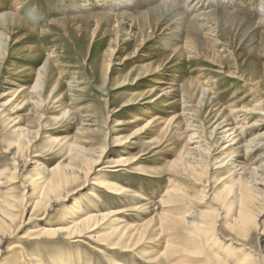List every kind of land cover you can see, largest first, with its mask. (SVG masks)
Instances as JSON below:
<instances>
[{
  "label": "rangeland",
  "instance_id": "374dc122",
  "mask_svg": "<svg viewBox=\"0 0 264 264\" xmlns=\"http://www.w3.org/2000/svg\"><path fill=\"white\" fill-rule=\"evenodd\" d=\"M16 1L22 4L19 6L18 3V10L14 9ZM68 1L71 0H0V15L12 12L20 17L17 21L0 18V177L15 175L9 188L12 195L24 198V204L18 206V211L25 209V203L30 198L24 193L25 181L37 174L38 162L48 167L60 161L68 162V145L72 143L100 155V149L106 142L123 137L125 144L112 143L105 154L108 159H113L122 154L123 146L128 144L137 161L132 166L133 172H118L113 181L138 190L147 197H159L165 190L177 185L185 188L195 197L191 201L192 210H201L207 218L216 219L217 224L209 228V235L206 234L209 237L215 234V242L211 245L220 254L234 247L237 254L249 253L255 264L264 263V257H260L264 253V156L253 158L251 152L247 153V158L235 156L241 152L240 155H246L243 152L257 147L259 155L264 153V26L251 24L253 18L264 20V0H194L197 6L191 14L216 10L207 18L200 19L201 35L185 29L182 40L175 46L182 49L176 51L173 50L175 47L166 48L163 45L162 39H159L160 30L155 33V39H144L142 42V29L127 19L123 23L126 26V29L122 28L123 32L119 28H111L108 22L97 23L94 19L71 21L74 14L67 4H74L75 1L81 4L83 10L98 11L103 3ZM149 2L129 0L121 8L134 12L146 9ZM218 8L242 13L234 14L235 17L227 22V16ZM32 10L38 14V19L31 18L36 16L29 12ZM54 18L61 23L50 22ZM208 38L215 39L216 43L211 45ZM110 47L115 48L117 54L110 56ZM157 68L159 73L146 75ZM162 75L166 83L161 85L169 86L173 79L176 80L175 87L184 95L183 102L178 98H174L177 102L169 100L175 93L167 96L162 94L161 89H156L160 85L157 80ZM201 86H205L204 91ZM149 90H152L155 100L145 105L143 98ZM176 94L178 97V92ZM167 101L169 105H165ZM170 101L175 102L170 104ZM129 103L133 104L127 105ZM147 106L152 114L167 118L187 110L186 119L193 120L194 131L199 134L189 143L191 147L200 144L201 148L211 151L217 161H223L221 164L228 162V165L218 168L220 164H217L215 169L211 162H203L198 172L202 173V169L206 173L201 179L190 172L166 173L168 163L178 157L185 138L175 124L167 126L165 132H159V127L152 125L142 129L147 123L144 120L140 121L141 126L132 125L133 116L147 118L150 115L145 112ZM221 121H232L241 126L239 131L247 149L244 147L241 152L226 149L229 143L220 133L223 129L217 126V132H214L216 124ZM19 127L29 129L22 141L20 160L9 145L20 136L16 130ZM255 143L261 145L255 146ZM233 155L238 157L236 164L247 159L244 163L246 171L232 174L230 164L234 159L230 158ZM3 171L5 173L1 174ZM99 175L97 173L96 177ZM239 177L254 192L256 203L253 202L255 208L252 206L254 222L248 225L250 228H235L234 232L226 223L233 210L230 211L221 198L215 200L214 196ZM101 194L105 198L104 202L95 203L98 210L109 211L123 205L115 202L116 197ZM174 206L173 209L180 208L183 204ZM59 207L51 213L50 220L62 217L58 212L62 207ZM126 208H131V205L126 204ZM149 216L152 213L129 210L124 219L127 223H141ZM34 224H25L23 233ZM104 228L99 227L97 234H105V230L108 232L111 229ZM150 240L152 242L139 245L141 251L152 255L163 251L164 240ZM221 242L225 245H220ZM93 244L89 240L74 243L56 238L39 244V248L47 259L52 254L50 251L56 254V246H62L70 247L68 251L73 256L79 248L83 255L91 256L89 262L92 261V264H108L112 257L124 264H147L138 256L127 259L118 251L99 253L91 246ZM81 263L86 264L85 261Z\"/></svg>",
  "mask_w": 264,
  "mask_h": 264
},
{
  "label": "bare ground",
  "instance_id": "6f19581e",
  "mask_svg": "<svg viewBox=\"0 0 264 264\" xmlns=\"http://www.w3.org/2000/svg\"><path fill=\"white\" fill-rule=\"evenodd\" d=\"M93 1H96L98 4L103 3L100 10H83L81 4L75 1L74 4L70 5L66 3L69 7L68 9L74 14L70 20L76 22L81 19H94L97 23H102V21L108 22V26L111 28H119V30L123 32L124 29L122 28L126 27L123 23H126L125 19H127L130 23L136 24L142 29V42L144 39H152L155 33L160 30L159 39H162L160 41L163 42L166 48H174L177 42L182 40V33L186 28H188L189 31L192 30L201 35L202 32H199V29H201L199 22L202 20L200 19L207 18L209 14L216 10L207 9L203 12L197 11L198 13L194 12L195 14H191L190 12L197 6L194 0H149L150 5L146 9L127 12L121 7L127 4V1L129 3V0H92V2ZM18 3L19 1H16L14 4V9L16 10H18ZM19 4V6L22 5L21 3ZM217 10H221V12L227 16V22H230L235 17L233 16L234 14L237 15V13H242H239L237 10L226 8H221L220 10L218 8ZM29 12L36 14L34 10ZM0 18L9 19L11 21H15V19L16 21L20 20V17L12 12L1 14ZM31 18L38 19V14H36V16L33 15ZM240 20H243V18ZM114 21L115 23H113ZM50 22L61 23V21L56 18L50 20ZM251 24L256 27L264 26V20L253 18ZM108 26L106 27L108 28ZM117 33L119 34V32ZM208 39H210L209 42L211 45L216 43L215 39ZM141 44L140 42V45ZM181 49L180 46H177L173 50L176 51ZM116 52L115 48L113 49V47H110V56L117 54ZM131 57L133 56L131 55ZM126 58L127 57L124 59ZM110 67L111 66H109V69H111ZM156 73H159L158 68L148 71L146 75L151 76ZM163 79L164 75L160 76L157 83H166ZM175 81L176 80L173 79L169 86L160 84L156 89H161L162 94L167 96L175 93L173 96L171 95L172 97H169V100L178 98V100L183 102L184 95L175 87V85H177ZM195 86L194 84V88H197ZM204 87L205 86H201L203 91ZM153 90H155V88H153ZM176 92H178L180 97H177ZM152 93V90H149V93L143 98L146 100L144 102L145 105L154 102L155 99H153L154 95ZM161 101H163V99L159 102ZM175 101L177 102V100ZM175 101H170V104ZM164 103L165 105H169L168 101ZM131 104L133 103L127 105ZM150 110L151 109L147 106L145 112L147 115L150 114L146 116L147 118L133 116V114L130 113L129 115L134 117L132 125H140V121L143 122L144 120L147 121V123L144 122L145 125L143 124L144 126L143 128L141 127L142 129L146 128V125H152L159 127V132H165V130L168 129L167 126L175 124L180 128V134H183L185 138L182 149L179 151L180 153L178 152V157L168 163V170H166V173L170 172L171 174V172H174L177 174H188L190 172L192 175L197 176V179H201L205 175L204 172L206 173V171L202 169L200 171L202 173L198 172L199 166L202 165L203 162H211L212 165H215V169L217 168V164H220L218 168L228 165V162L227 164H225V162L221 164L223 161H217V157L212 156V152L207 151L205 147L201 148L202 146L200 144L191 147L189 143H192L194 138L199 136V134L198 131H194L193 120L189 121L186 119L187 110L185 111L183 109L179 115L170 118L164 117L163 115L152 114ZM183 123L185 124L183 125ZM217 126L218 129H223L220 133L224 134L225 140L229 143L226 149L229 148L232 152H235L237 149L238 152H241L246 145L239 131L241 126L234 124L232 121H225L223 123L221 121L216 124L214 128L215 133L217 132ZM16 130L20 132V136H17L18 138L16 140L14 139L15 141L9 145L17 159L20 160L21 158H19V156L23 153L22 141L23 138L27 136L29 129L19 127L16 128ZM138 132L139 131H137V133ZM181 136L182 135H180V137ZM112 143H114V145H123L126 142L123 137H115L113 141L106 142V144L103 145L100 149V155H96L88 149L72 143L68 145V152L70 155V160L68 162L65 163L60 161V163L58 162L56 165L48 167L39 164L37 161V174L31 178H26L25 181L26 189L24 193H27L30 198H28L29 200L27 199L28 201L25 203V209L23 208L22 212L18 211V206L21 207V204H24V202H22L24 198L12 195L10 191L11 188H9V186L14 183L15 175H1L0 264H82V261H85L86 264H92V261L89 262V259H92L91 256L83 255L84 252L77 247H75L77 248L75 251L76 257L71 255L73 254L71 251H68L70 247L63 248L62 246H56V254L50 251L52 254H49V258L47 259V256L40 251L39 244L50 242L56 238H62L63 240L74 243L85 242V240L93 241L94 244L91 246L99 253L105 254L106 250H111L113 252L118 251L120 253L122 252L127 259L138 256L147 264H231L232 262H236V264H255L254 260H252L250 254L247 252H240L237 254L235 253L237 249L233 247L228 248V251H225L226 253L220 254L215 246L211 245L213 241L215 242L216 236L215 234H210L209 237L206 233L209 232L210 227L215 226L216 219L207 218L201 210L197 212L192 210L191 201L195 198L193 197L194 194H191L192 192L186 191L185 188L183 189L181 186L179 187V185H177L171 188L168 187L169 189L165 190L159 197H147L138 190L129 186H122L113 181L118 172H123L124 170L125 172H133L132 166L136 164L137 158L132 156L129 150L130 145L126 144L123 146L122 154L113 159H108L105 152ZM259 143H255L254 145L257 146ZM251 145L253 146L252 143ZM248 146L250 147V145ZM245 148L247 149L248 147ZM259 150L258 147L255 149L249 148V150L243 152L246 155H240L241 152L235 154V156L247 158V153L251 152L253 158L263 157L264 153L259 155L257 152ZM232 159H234L230 164L232 167V174H236L240 170L246 171L244 163L247 159H244L238 164H236V162H238V157H234L233 155L230 160ZM238 167L240 168L237 169ZM4 173L3 171L1 174ZM97 173L101 176L99 175V177H96ZM89 187L91 188L88 192L89 194L87 196L85 195L81 200L80 198L85 192L87 193ZM101 192L110 197H116L115 202L122 203L123 205L119 208H113L114 210H98L96 207L97 204L95 203H102L104 202L103 198H105ZM232 194V199H229ZM217 197L219 199L221 198L220 200H222L224 204L226 203V207L228 206L230 211L233 210V214L226 221L227 225L233 228V231L235 228L244 230L248 225L254 222V213L252 209L254 192L250 187L242 183L241 177L234 180L232 185L226 186V188L218 193V196L216 193L214 199L217 200ZM179 202L181 205L183 204V206L173 209L175 204H180ZM126 204L131 205V208H126ZM58 207L60 208L58 212L62 214V217H56L55 220H50L49 217L52 215L51 213L55 209H58ZM129 210L149 212L152 213V216H149V219L141 223H127L125 222L124 216ZM177 210H179V212H176ZM20 215H22V217H20ZM27 223L36 224L29 228L27 232L23 233V226ZM99 227H111V229L108 232L105 230V234H97V229ZM248 227L250 228V226ZM152 234H154V237H152ZM164 236L165 239H162ZM150 239L164 240L165 245L162 249L163 251L155 252L153 255L149 254V252L141 251L139 245L145 242H152ZM221 244L225 245L224 242H221L220 245ZM241 250L245 249L241 248ZM260 257H264V253ZM107 263L124 264L122 261L114 260L113 257ZM260 264L264 263L261 261Z\"/></svg>",
  "mask_w": 264,
  "mask_h": 264
}]
</instances>
